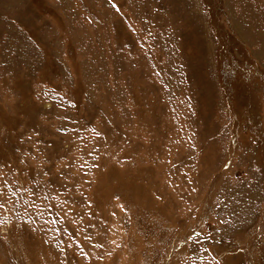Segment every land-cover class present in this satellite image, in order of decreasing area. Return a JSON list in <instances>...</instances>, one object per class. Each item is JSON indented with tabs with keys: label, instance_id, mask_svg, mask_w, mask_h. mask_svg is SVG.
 <instances>
[{
	"label": "rangeland",
	"instance_id": "1",
	"mask_svg": "<svg viewBox=\"0 0 264 264\" xmlns=\"http://www.w3.org/2000/svg\"><path fill=\"white\" fill-rule=\"evenodd\" d=\"M0 264H264V0H0Z\"/></svg>",
	"mask_w": 264,
	"mask_h": 264
}]
</instances>
